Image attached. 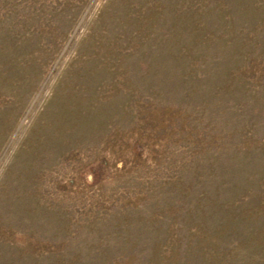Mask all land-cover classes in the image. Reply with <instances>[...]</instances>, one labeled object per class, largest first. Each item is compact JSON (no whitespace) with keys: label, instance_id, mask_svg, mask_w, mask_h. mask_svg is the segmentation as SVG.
<instances>
[{"label":"rangeland","instance_id":"rangeland-1","mask_svg":"<svg viewBox=\"0 0 264 264\" xmlns=\"http://www.w3.org/2000/svg\"><path fill=\"white\" fill-rule=\"evenodd\" d=\"M0 264H264V0H0Z\"/></svg>","mask_w":264,"mask_h":264}]
</instances>
